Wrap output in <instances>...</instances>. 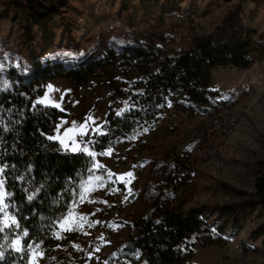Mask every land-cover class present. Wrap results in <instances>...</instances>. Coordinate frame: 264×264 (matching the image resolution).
<instances>
[{
    "label": "rangeland",
    "instance_id": "374dc122",
    "mask_svg": "<svg viewBox=\"0 0 264 264\" xmlns=\"http://www.w3.org/2000/svg\"><path fill=\"white\" fill-rule=\"evenodd\" d=\"M40 1L53 5L42 16L0 0L3 61L41 58L75 64L127 40L185 49L198 35L223 40L240 32H251L257 46L250 67L212 69L210 87L225 98L223 106L195 114L186 102L171 97L161 121L100 150L92 141L106 131L109 77L81 84L69 77L47 80L36 101L67 112L57 118L52 137L64 148L95 154L94 171L79 201L59 224L61 242L54 253L59 264H136L112 255L133 232L126 221L151 211L155 200L185 211L204 206L203 215L217 227L227 217L220 205L253 197L264 161V0ZM6 195L3 184L0 207L7 204ZM238 213L240 219L226 229L227 243L197 245L196 262L264 264V206L253 202ZM13 217L17 222L9 208L0 212V227L15 226ZM69 227L73 230L67 231ZM8 242L21 248L23 236ZM31 264H47L41 242L33 249Z\"/></svg>",
    "mask_w": 264,
    "mask_h": 264
},
{
    "label": "trees",
    "instance_id": "16d2710c",
    "mask_svg": "<svg viewBox=\"0 0 264 264\" xmlns=\"http://www.w3.org/2000/svg\"><path fill=\"white\" fill-rule=\"evenodd\" d=\"M9 1L40 16L53 6L40 0L31 4L27 0ZM256 47L251 32H240L223 40H216L213 34L198 35L185 49L127 40L120 47H109L75 64L41 58L27 63L22 59L3 61L0 56V165L6 202L19 223V227L0 231L4 257L0 264H31L38 242L43 245L47 264H59L54 253L61 242L60 221L79 201L83 185L94 171L92 155L64 148L52 137L57 118L67 112L36 101L49 78L69 77L81 84L91 77H109L106 131L95 134L92 141L100 150L161 121L171 97L186 102L193 112H211L209 96L218 92L210 87L212 69L227 64L250 67ZM29 196L33 198L29 200ZM253 202L264 206V161L253 197L220 205L227 217L217 227L203 215L204 206L185 211L158 199L144 216L126 221L133 232L120 242L112 258L136 264H199L194 260L195 247L225 245L230 222L240 219L239 209ZM25 230L27 236L23 235ZM17 235L23 236L21 251L8 242Z\"/></svg>",
    "mask_w": 264,
    "mask_h": 264
},
{
    "label": "snow or ice",
    "instance_id": "6c2138e0",
    "mask_svg": "<svg viewBox=\"0 0 264 264\" xmlns=\"http://www.w3.org/2000/svg\"><path fill=\"white\" fill-rule=\"evenodd\" d=\"M50 88H51V86H49ZM41 102H43V101H41ZM58 106V105H57ZM51 138V137H50ZM84 151H86V149H84ZM103 154H105V153H102V155ZM89 155H95L94 153H89ZM102 167V166H101ZM0 172H3V168H0ZM128 175H131V173H129ZM4 184V181L3 180H0V186H2ZM8 195H11V194H8ZM33 197L32 196H29L28 197V199L29 200H31ZM0 199H2V198H0ZM10 205H7V204H5V205H3V207H0V212H5V210L9 207ZM13 223L15 224V226L16 227H19V223L18 222H16V220H15V218L13 217ZM9 227H11V225H9ZM75 227H77V228H79V227H81V225H79V224H77ZM3 229L2 228H0V231H2ZM67 231H72L73 230V228L72 227H69L68 229H66ZM29 233H28V231L27 230H25L24 232H23V235L24 236H27ZM54 235H57V238L59 239L60 237L58 236V234H54ZM17 251H21L22 249H20V248H17L16 249ZM4 257H3V253L2 252H0V259H3Z\"/></svg>",
    "mask_w": 264,
    "mask_h": 264
},
{
    "label": "built area",
    "instance_id": "2783aa9c",
    "mask_svg": "<svg viewBox=\"0 0 264 264\" xmlns=\"http://www.w3.org/2000/svg\"><path fill=\"white\" fill-rule=\"evenodd\" d=\"M225 104V98L219 93V92H213L209 96V107H211L213 110H215L217 107H221ZM194 113H198L197 110L194 111Z\"/></svg>",
    "mask_w": 264,
    "mask_h": 264
},
{
    "label": "water",
    "instance_id": "95a60500",
    "mask_svg": "<svg viewBox=\"0 0 264 264\" xmlns=\"http://www.w3.org/2000/svg\"><path fill=\"white\" fill-rule=\"evenodd\" d=\"M29 1H31V0H29Z\"/></svg>",
    "mask_w": 264,
    "mask_h": 264
}]
</instances>
